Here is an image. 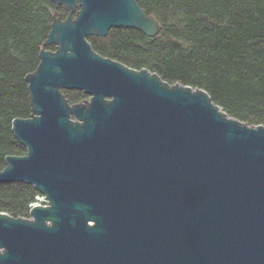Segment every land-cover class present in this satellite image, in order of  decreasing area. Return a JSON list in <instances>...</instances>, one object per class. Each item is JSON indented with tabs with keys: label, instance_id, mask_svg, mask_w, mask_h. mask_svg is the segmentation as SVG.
Masks as SVG:
<instances>
[{
	"label": "water",
	"instance_id": "obj_1",
	"mask_svg": "<svg viewBox=\"0 0 264 264\" xmlns=\"http://www.w3.org/2000/svg\"><path fill=\"white\" fill-rule=\"evenodd\" d=\"M52 1L68 15L26 77L31 116L12 122L27 152L0 170L45 203L0 212V264H264V125L96 52L88 38L112 28L159 33L138 0Z\"/></svg>",
	"mask_w": 264,
	"mask_h": 264
},
{
	"label": "trees",
	"instance_id": "obj_2",
	"mask_svg": "<svg viewBox=\"0 0 264 264\" xmlns=\"http://www.w3.org/2000/svg\"><path fill=\"white\" fill-rule=\"evenodd\" d=\"M138 2L159 20V33L112 28L88 38L96 52L171 84L202 88L229 116L264 125V0ZM58 15L68 12L52 0H0V170L8 155L27 152L12 122L31 116L26 77L37 69ZM63 92L71 103L88 98L77 89ZM41 195L32 184L1 183L0 212L27 218Z\"/></svg>",
	"mask_w": 264,
	"mask_h": 264
},
{
	"label": "built area",
	"instance_id": "obj_3",
	"mask_svg": "<svg viewBox=\"0 0 264 264\" xmlns=\"http://www.w3.org/2000/svg\"><path fill=\"white\" fill-rule=\"evenodd\" d=\"M44 204L45 203V198L44 197H38V201L37 202H35V203H33L32 205H31V207L33 206V205H35V204Z\"/></svg>",
	"mask_w": 264,
	"mask_h": 264
},
{
	"label": "flooded vegetation",
	"instance_id": "obj_4",
	"mask_svg": "<svg viewBox=\"0 0 264 264\" xmlns=\"http://www.w3.org/2000/svg\"><path fill=\"white\" fill-rule=\"evenodd\" d=\"M38 197H43V196L41 195V196H38ZM38 197H37V200H38Z\"/></svg>",
	"mask_w": 264,
	"mask_h": 264
}]
</instances>
